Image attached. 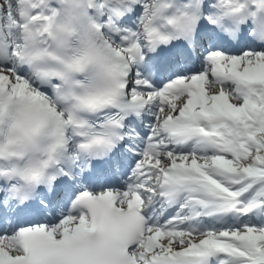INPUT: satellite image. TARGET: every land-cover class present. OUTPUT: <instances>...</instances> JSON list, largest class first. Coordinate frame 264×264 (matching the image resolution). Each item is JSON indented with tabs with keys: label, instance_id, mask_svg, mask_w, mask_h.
<instances>
[{
	"label": "snow or ice",
	"instance_id": "obj_1",
	"mask_svg": "<svg viewBox=\"0 0 264 264\" xmlns=\"http://www.w3.org/2000/svg\"><path fill=\"white\" fill-rule=\"evenodd\" d=\"M0 264H264V0H0Z\"/></svg>",
	"mask_w": 264,
	"mask_h": 264
}]
</instances>
